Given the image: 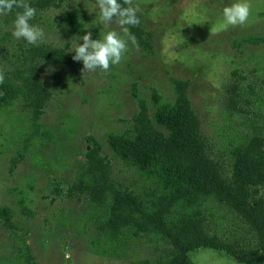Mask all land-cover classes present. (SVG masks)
<instances>
[{"label":"trees","instance_id":"1","mask_svg":"<svg viewBox=\"0 0 264 264\" xmlns=\"http://www.w3.org/2000/svg\"><path fill=\"white\" fill-rule=\"evenodd\" d=\"M64 2L28 0L36 9L30 23L44 28L45 13L63 7ZM15 12L0 16V71L5 74L0 114L19 109L28 114L31 131L11 160L12 173L27 159L37 139L54 140L42 121L53 97L44 72L61 66L74 76L84 74L82 61L72 59V42L56 45L44 38L33 46L15 39L11 34ZM69 16L72 31L79 33L83 29L78 26L80 14ZM128 27L139 49L154 56L153 33L141 22ZM121 37L127 40L124 33ZM248 45H264V36L234 41L239 49ZM233 75L238 82L228 90L225 113L231 119L243 118L250 130L242 128L238 137L229 136H235L227 146L229 166L212 154L190 98L191 82L172 78L175 99L164 102L154 89L153 108L134 84L138 110L129 120L131 125L108 137L114 154L144 178L143 188L135 190L115 178L112 161L94 135L87 139L91 149H86L72 183L65 187L52 181L57 198L86 203V218L99 234L93 243L106 255L125 258L133 245L141 244L148 253L140 264H196L192 255L203 249L216 250L240 264H264V79L246 87L240 71ZM21 204L25 215L33 214L24 199ZM0 217L9 231L19 234L10 207L1 208ZM18 255L23 264H38L29 247Z\"/></svg>","mask_w":264,"mask_h":264},{"label":"rangeland","instance_id":"2","mask_svg":"<svg viewBox=\"0 0 264 264\" xmlns=\"http://www.w3.org/2000/svg\"><path fill=\"white\" fill-rule=\"evenodd\" d=\"M235 2L134 0L140 5V22L155 37V55L146 56L128 41L122 61L108 72L97 69L77 77L64 67H48L44 76L53 97L42 121L54 140L37 139L14 173L11 160L31 131L29 116L19 109L0 114V209L10 207L19 228V234L9 231L0 217V264H23L18 254L28 247L38 264H140L142 255H147L141 244L133 245L125 258L106 255L93 243L99 234L86 218V203L63 200L52 193L53 180L65 187L72 183L86 149H91L87 140L91 135L102 143L118 181L135 190L144 187V178L124 165L108 143L111 133L131 125L129 120L138 110L134 84L153 108L154 89L164 102L173 101L172 78L189 80L190 98L202 119L212 154L230 165L229 141L238 137L242 128L250 130L243 118L231 119L225 113L228 90L238 82L233 72L240 71L246 87L264 79V45L234 46V41L245 37L264 36V0H247L251 9L243 25L221 28L223 8ZM69 13L80 14L78 26L83 29L77 34L72 31ZM43 20L45 40L56 45L72 42L74 48L83 43L79 37L89 32L93 39L108 31L123 35L114 22L101 23L91 0H65L63 7L46 12ZM252 110L255 120L256 107ZM231 134L235 136L229 138ZM22 199L33 214L23 213ZM66 251L71 253L70 260L64 258ZM192 259L196 264H240L212 249L196 251Z\"/></svg>","mask_w":264,"mask_h":264},{"label":"clouds","instance_id":"3","mask_svg":"<svg viewBox=\"0 0 264 264\" xmlns=\"http://www.w3.org/2000/svg\"><path fill=\"white\" fill-rule=\"evenodd\" d=\"M96 7L101 23L110 25L114 22L122 29L127 40L116 31H108L100 39H93L90 32L79 37L83 43H77L71 51L75 53L72 59L83 63L82 74L95 72L97 69L110 71L112 65H118L122 61L128 51V41H131L134 48L139 49L136 37L130 33L128 27H135L140 23L137 15L140 11L139 4H135L134 0H123V4L119 0H96ZM14 9L16 12L12 36L17 40L23 39L29 45L39 46V43L44 41L45 33L38 25L30 23L35 18L36 9L28 0H0V16H7ZM250 9L251 5L247 0H236L235 3L224 7L220 27L243 25L249 18ZM4 80L5 74L0 71V84ZM64 258L70 260L71 253L66 251Z\"/></svg>","mask_w":264,"mask_h":264}]
</instances>
